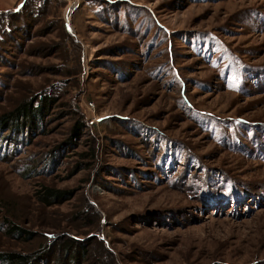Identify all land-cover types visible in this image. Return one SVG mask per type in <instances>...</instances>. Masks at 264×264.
I'll return each mask as SVG.
<instances>
[{
  "label": "rangeland",
  "instance_id": "rangeland-1",
  "mask_svg": "<svg viewBox=\"0 0 264 264\" xmlns=\"http://www.w3.org/2000/svg\"><path fill=\"white\" fill-rule=\"evenodd\" d=\"M45 97L0 264H264V0H0V118Z\"/></svg>",
  "mask_w": 264,
  "mask_h": 264
},
{
  "label": "trees",
  "instance_id": "trees-1",
  "mask_svg": "<svg viewBox=\"0 0 264 264\" xmlns=\"http://www.w3.org/2000/svg\"><path fill=\"white\" fill-rule=\"evenodd\" d=\"M50 101L51 99L48 97L41 99L40 103H38V99H32L28 102L25 101L18 105L13 111L2 115L0 121L3 127L8 129L12 126L23 128L31 126L32 124L36 125L37 120L35 117L41 114L42 110L47 107V103ZM74 129H76L75 134H79V126H76ZM60 192L61 191H57L53 188L43 187V190H41L39 194V200L46 204H52L55 198L61 196ZM13 231L25 232L24 229L19 227H14ZM7 257L8 261L13 264H33L32 257L25 254L10 253Z\"/></svg>",
  "mask_w": 264,
  "mask_h": 264
},
{
  "label": "bare ground",
  "instance_id": "bare-ground-1",
  "mask_svg": "<svg viewBox=\"0 0 264 264\" xmlns=\"http://www.w3.org/2000/svg\"><path fill=\"white\" fill-rule=\"evenodd\" d=\"M72 7L70 8V11H71Z\"/></svg>",
  "mask_w": 264,
  "mask_h": 264
}]
</instances>
